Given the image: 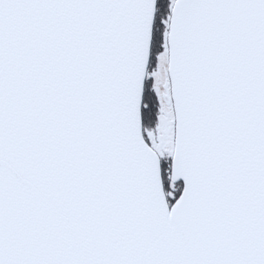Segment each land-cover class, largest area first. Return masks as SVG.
<instances>
[{"label":"snow or ice","instance_id":"1","mask_svg":"<svg viewBox=\"0 0 264 264\" xmlns=\"http://www.w3.org/2000/svg\"><path fill=\"white\" fill-rule=\"evenodd\" d=\"M0 264H264V0H0Z\"/></svg>","mask_w":264,"mask_h":264}]
</instances>
